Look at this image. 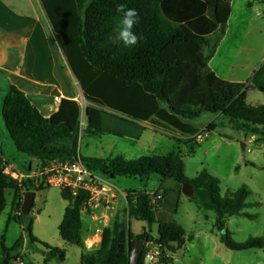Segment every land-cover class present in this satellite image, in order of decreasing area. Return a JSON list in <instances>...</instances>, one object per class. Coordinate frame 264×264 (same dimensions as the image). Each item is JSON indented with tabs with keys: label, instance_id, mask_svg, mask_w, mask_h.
<instances>
[{
	"label": "trees",
	"instance_id": "16d2710c",
	"mask_svg": "<svg viewBox=\"0 0 264 264\" xmlns=\"http://www.w3.org/2000/svg\"><path fill=\"white\" fill-rule=\"evenodd\" d=\"M40 1L54 35L62 41L61 50L67 63L90 104L85 111L87 136L100 138L104 135L106 111L135 122L169 126L190 137L200 132L192 122L204 114H213L228 118L238 126L237 131L257 136L264 142V105L248 104L245 85L227 82L209 68L214 56L210 36L226 28L232 0ZM121 3L138 13L133 32L140 40L132 48L116 39L123 15L117 10ZM2 116L18 152L37 158L42 167L47 162L74 161L80 155L82 110L75 100H63L55 114L45 117L24 92L11 85L3 101ZM216 129L217 125L211 124L205 132ZM195 150L191 148V155ZM82 160L90 170L112 180L157 177L160 186L153 194L146 190L129 192L127 207L115 215L104 230L100 245L92 251L86 248L85 222L81 215L90 194L81 191L73 196L70 190L61 189L68 206L59 233L66 244L82 249L80 264H130L138 240L154 241L162 251L161 262H166L165 251L183 245L186 232L175 222L158 224L157 214L166 201L168 190L182 193L185 185L207 192L210 206L218 214L216 228L221 234L220 242L226 248L235 252L264 249V234L238 243L224 221V218L233 217L253 218L244 213L253 206L247 202L249 190L242 187L223 197L220 180L207 170L188 179L180 154L145 156L135 161H127L122 156L82 157ZM6 169L0 159V216L6 207L7 190L13 191L12 204L20 208L26 193L45 190L31 189L27 182L20 185ZM128 218L150 227L158 224V237L147 232L133 235ZM33 227L31 219L26 230L30 241L36 242ZM45 246L53 256L65 261V250ZM20 247V241L12 249L2 245V264H10L19 256ZM143 261L144 254L140 264Z\"/></svg>",
	"mask_w": 264,
	"mask_h": 264
},
{
	"label": "rangeland",
	"instance_id": "374dc122",
	"mask_svg": "<svg viewBox=\"0 0 264 264\" xmlns=\"http://www.w3.org/2000/svg\"><path fill=\"white\" fill-rule=\"evenodd\" d=\"M238 1L240 2V0ZM261 6L253 13L248 12L246 17L248 22L257 23L259 26L263 25V21L256 22L260 14L264 16V3ZM235 15L239 16L237 8H235ZM247 32L250 41L257 44L256 50L252 53L255 56L259 53L261 41L262 46L264 44V28L262 34L254 28H249ZM57 41L60 42L59 38ZM223 53L216 59L214 67L223 65ZM205 54L208 55V50L205 51ZM8 86H10L9 83L0 74V111L1 98L4 97ZM74 91L75 101L79 103L82 110L81 127L83 132L79 151L83 158L109 159L112 156H123L129 161H135L145 156L180 154L185 163V175L188 179H194L202 171L207 170L220 180L223 197L242 187L249 190L250 196L247 202L253 206L245 209L244 213L253 218H224L227 229L236 242L243 243L252 237L263 236L264 142L260 141L257 136L237 131L238 126L230 122L228 118L204 114L200 119L192 122V125L199 129V135L194 137L182 135L181 137L184 139L176 140L172 137L176 133H181L169 126H166L167 129L154 127L157 131H145L141 123H133L106 112L104 116L107 123L104 135L100 138L90 137L85 133V111L90 104L85 100L78 82H75ZM0 121L4 127L3 120ZM211 124L217 125V129L206 133V128ZM4 131L0 130V134ZM191 141L194 142L191 145L188 144ZM192 147H195L196 150L191 155ZM5 158L13 166V170L18 173H28L30 167L33 173L39 170L38 161L18 152L14 146L6 149ZM30 181L26 182L31 185V189L44 188L45 190L34 192V205L28 217L21 216L22 207L12 204L13 191L5 192L6 207L0 216V264L4 259L2 245L12 249L19 241L21 247L18 252L23 255L28 264H80L82 249L66 244L59 233V226L64 220L65 210L68 206V202L62 198L61 189L45 182L36 185L34 181ZM113 184L120 191L146 190L151 194L156 193L160 186L157 177H152L150 180L117 178L113 180ZM183 195L178 202L175 191L168 190L166 201L157 214V223L175 222L182 226L186 232V243L184 242L173 251L166 250L167 261H160L158 264H264V249L235 252L220 242L221 234L216 228L218 214L210 206L206 191L197 190L196 194L190 198ZM97 204L98 201L94 200L88 206V212L81 214L85 225L88 221L94 224L98 223L96 219L106 214L102 211L103 205L97 207ZM10 217L12 220L9 221ZM16 217L19 219H14ZM31 219L34 221L33 235L36 242L30 241L26 230L27 222ZM112 220L113 217L111 222ZM111 222L109 223L111 224ZM127 223L133 235H141L144 232L153 235L158 233V224L150 227L134 218H128ZM87 232L88 230H85V244L88 250L91 243L87 241ZM45 245L65 250V261H60L57 255L53 256L52 251ZM15 253L16 251L13 254Z\"/></svg>",
	"mask_w": 264,
	"mask_h": 264
},
{
	"label": "crops",
	"instance_id": "0c3cea01",
	"mask_svg": "<svg viewBox=\"0 0 264 264\" xmlns=\"http://www.w3.org/2000/svg\"><path fill=\"white\" fill-rule=\"evenodd\" d=\"M263 3L264 0H240V2L232 0L231 15L226 28L218 30L210 36L211 45L214 46V56L209 61V68L219 78L227 82L245 85L247 103L252 106L264 105V44L262 46L261 41L259 53L253 56L252 53L256 50L257 44L255 45L253 41H250L247 31L249 28H254L262 34L264 16L260 14L256 19V22L263 21L262 26L251 21L248 22L246 17L249 11L253 13L255 9L261 8ZM235 8H237L239 16L235 15ZM58 38L52 31L40 0H0V74L3 75L10 86H16L24 92L45 117H51L55 114L63 100H75L74 86L77 80L61 50L62 41L59 38L60 42L58 43ZM222 52H224L223 65L214 67L213 64ZM5 91L4 97L1 98L0 120H3L2 122H4L2 116L3 101L9 88ZM55 97H59L61 102H56ZM106 112L133 123H140L111 111ZM106 123V117L103 116V133L106 131ZM141 124H143L145 131H157L156 128L167 129L162 124L156 126L153 124V126H150L151 123L149 122ZM0 130H5L4 133L0 134V159L6 164L7 173H18L13 170V166L5 158L6 149L10 146L15 147L8 134L5 122L4 127H2L0 121ZM182 135L176 133L172 138L176 140L184 139V137H181ZM180 142L184 143L183 141ZM115 157L117 156L110 158ZM31 158L38 161L40 167V161L37 158ZM30 169L31 167L28 173L22 172L19 174L28 175ZM101 178L102 186H105L108 190L107 196L95 197L90 204L94 200L98 201L96 206L103 205L102 211L109 212L111 218H114L118 212L127 207L128 194L132 191H120L113 184L112 179L103 175H101ZM196 192L197 190L194 189L193 194L195 195ZM175 193L179 202L183 193ZM97 224L88 221L85 225V230H88L87 241L91 243L88 251L95 250L102 241V237L95 235ZM152 236L157 238L158 233L157 235L152 234Z\"/></svg>",
	"mask_w": 264,
	"mask_h": 264
},
{
	"label": "built area",
	"instance_id": "2783aa9c",
	"mask_svg": "<svg viewBox=\"0 0 264 264\" xmlns=\"http://www.w3.org/2000/svg\"><path fill=\"white\" fill-rule=\"evenodd\" d=\"M54 100L58 103L61 102L59 97H55ZM7 174L18 181L20 185L26 183L27 180H31L34 181L36 185L45 182L53 187L68 189L73 196H77L81 191L88 192L90 194V200L88 204L82 208V215L88 212V206L91 205L90 203L95 197H105L108 193L106 187L101 184V174L90 170L83 162L81 155H79L76 160L70 162H47L43 167L40 164L37 172L33 173L30 171L28 175H22L19 173ZM24 194L25 189L23 188L22 195ZM159 199H162V196H160ZM96 220L98 224L95 235L102 237L104 230L109 226V222H111V215L107 212ZM144 244L145 250L143 252V264H158L161 261L162 251L160 247L151 240L146 241ZM10 264L28 263L24 260L23 255H19L13 259Z\"/></svg>",
	"mask_w": 264,
	"mask_h": 264
},
{
	"label": "clouds",
	"instance_id": "9594fccd",
	"mask_svg": "<svg viewBox=\"0 0 264 264\" xmlns=\"http://www.w3.org/2000/svg\"><path fill=\"white\" fill-rule=\"evenodd\" d=\"M117 10L123 13V15L116 39L122 42L125 47L132 48L137 46L140 37L133 32L134 26L138 23L137 11L135 9H126L123 3L118 5Z\"/></svg>",
	"mask_w": 264,
	"mask_h": 264
},
{
	"label": "water",
	"instance_id": "95a60500",
	"mask_svg": "<svg viewBox=\"0 0 264 264\" xmlns=\"http://www.w3.org/2000/svg\"><path fill=\"white\" fill-rule=\"evenodd\" d=\"M245 149V145L243 146ZM182 193L186 197H192L194 193V189L189 186L185 185L183 186ZM35 200V193L34 192H28L25 195L24 202L22 205V214L25 216H28L31 214L33 205ZM145 250V244L141 241H136V244L134 246V249L132 250L131 256H130V264H140L141 257L143 255V252Z\"/></svg>",
	"mask_w": 264,
	"mask_h": 264
}]
</instances>
